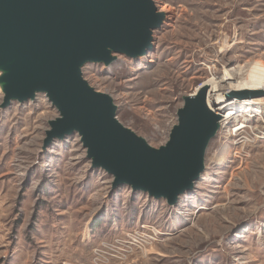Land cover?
<instances>
[{"label": "rangeland", "instance_id": "374dc122", "mask_svg": "<svg viewBox=\"0 0 264 264\" xmlns=\"http://www.w3.org/2000/svg\"><path fill=\"white\" fill-rule=\"evenodd\" d=\"M153 2L164 19L152 50L86 64L82 77L112 98L122 125L159 148L199 84L264 63V0ZM255 103L262 112L246 141L228 136L238 114L210 142L193 190L169 206L111 190L113 177L91 168L77 134L44 148L59 116L45 95L11 102L0 109V264H264V97Z\"/></svg>", "mask_w": 264, "mask_h": 264}, {"label": "water", "instance_id": "95a60500", "mask_svg": "<svg viewBox=\"0 0 264 264\" xmlns=\"http://www.w3.org/2000/svg\"><path fill=\"white\" fill-rule=\"evenodd\" d=\"M163 19L153 0H0V109L45 95L59 116L48 123L44 148L77 134L91 168L113 177L111 190L126 186L175 206L200 180L219 130L206 88L182 98L168 141L153 148L117 120L112 98L82 77L86 64L146 56ZM262 97L233 91L225 100Z\"/></svg>", "mask_w": 264, "mask_h": 264}, {"label": "bare ground", "instance_id": "6f19581e", "mask_svg": "<svg viewBox=\"0 0 264 264\" xmlns=\"http://www.w3.org/2000/svg\"><path fill=\"white\" fill-rule=\"evenodd\" d=\"M236 75H244L245 78L236 80ZM201 87H204L207 90L206 104L209 110L216 115L222 113L221 116L219 115V128H224L226 125H230L235 121V118L238 114L242 115L239 121L240 123L233 125V127L230 129V132L228 133L229 137H241L243 134L248 133L247 130L250 128V118L252 115L261 114L262 111H260L259 105V107H257L255 100H231L230 102H226L225 95L233 91H254L258 93L264 92V63L255 61L245 66H237L235 68H230L229 70L225 69L222 71V76L220 79L214 77L207 79L197 86V88L194 90L195 92L191 96H195L198 89ZM227 108L229 109L223 112V110ZM258 129V127L253 128V130ZM252 133L255 134V132ZM240 140H243V143L246 141V139L243 137H241Z\"/></svg>", "mask_w": 264, "mask_h": 264}]
</instances>
